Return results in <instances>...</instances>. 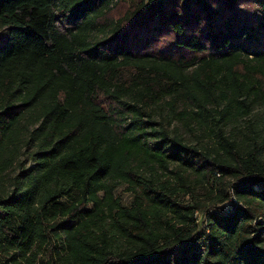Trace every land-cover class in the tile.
<instances>
[{
	"label": "trees",
	"instance_id": "1",
	"mask_svg": "<svg viewBox=\"0 0 264 264\" xmlns=\"http://www.w3.org/2000/svg\"><path fill=\"white\" fill-rule=\"evenodd\" d=\"M48 243L264 264V0H0V264Z\"/></svg>",
	"mask_w": 264,
	"mask_h": 264
},
{
	"label": "rangeland",
	"instance_id": "2",
	"mask_svg": "<svg viewBox=\"0 0 264 264\" xmlns=\"http://www.w3.org/2000/svg\"><path fill=\"white\" fill-rule=\"evenodd\" d=\"M128 8V3L121 1L120 4L118 5V7L114 10L113 14L115 16H118L120 14H122L126 9ZM126 184L121 185L116 193L117 194H121L125 200V202H130L132 200V194L127 190L126 188ZM196 193L198 195H203L206 194V192L209 190V186L205 185V184H200L198 185L196 188ZM182 199L188 200L189 196L188 195H183ZM51 247L50 244L48 243L47 245H45L42 249V252L38 255V257L36 258L35 262H33L32 264H43L45 263V261L49 260V258L51 257ZM2 257L4 260L9 259V254L3 252ZM8 264H18V263H9ZM24 264H30L27 261H24Z\"/></svg>",
	"mask_w": 264,
	"mask_h": 264
},
{
	"label": "built area",
	"instance_id": "3",
	"mask_svg": "<svg viewBox=\"0 0 264 264\" xmlns=\"http://www.w3.org/2000/svg\"><path fill=\"white\" fill-rule=\"evenodd\" d=\"M229 205H230V202L229 203L227 202V205L226 206H229Z\"/></svg>",
	"mask_w": 264,
	"mask_h": 264
}]
</instances>
